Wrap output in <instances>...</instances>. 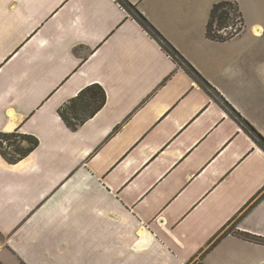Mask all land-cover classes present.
Listing matches in <instances>:
<instances>
[{
    "label": "crops",
    "instance_id": "0c3cea01",
    "mask_svg": "<svg viewBox=\"0 0 264 264\" xmlns=\"http://www.w3.org/2000/svg\"><path fill=\"white\" fill-rule=\"evenodd\" d=\"M223 1L244 27L216 42ZM127 2L0 0V134L38 142L0 157L6 248L23 264H264L241 237L264 239V0Z\"/></svg>",
    "mask_w": 264,
    "mask_h": 264
},
{
    "label": "trees",
    "instance_id": "16d2710c",
    "mask_svg": "<svg viewBox=\"0 0 264 264\" xmlns=\"http://www.w3.org/2000/svg\"><path fill=\"white\" fill-rule=\"evenodd\" d=\"M115 1L129 13L131 10H134L133 6H131L127 0ZM133 15L141 27L157 41V43L172 57L175 62H185L178 52L165 40V38H163V36L147 21L144 16L138 12H135ZM243 27V19L237 4L230 1L218 2L210 9L209 18L206 24V37L212 41L225 42L238 36L242 32ZM98 90L99 91L97 93H94L92 94L93 96H91V115L99 111L105 103L104 92L101 89ZM87 92H89L88 89L80 93L77 99H80ZM61 115L70 129H76L77 124L68 122L62 113ZM252 135L255 137L257 145L264 151V139L257 134V136H255L254 133ZM24 142L27 145L26 147L23 146ZM37 145V140L31 136L21 135L16 132L2 133L0 134V157H2L9 164H15L32 152ZM229 231H232V228H229ZM241 237L254 243L264 245V239L262 238L250 236L248 234H241Z\"/></svg>",
    "mask_w": 264,
    "mask_h": 264
},
{
    "label": "rangeland",
    "instance_id": "374dc122",
    "mask_svg": "<svg viewBox=\"0 0 264 264\" xmlns=\"http://www.w3.org/2000/svg\"><path fill=\"white\" fill-rule=\"evenodd\" d=\"M132 12V10L130 11ZM10 152V151H8ZM234 225L231 226L233 228ZM236 227H238L236 225ZM235 227V229H236ZM9 239V234L3 231H0V264H23V259L21 258V249L18 251H15L14 249H7V241ZM22 259V260H21ZM193 264H199L198 261H196Z\"/></svg>",
    "mask_w": 264,
    "mask_h": 264
}]
</instances>
